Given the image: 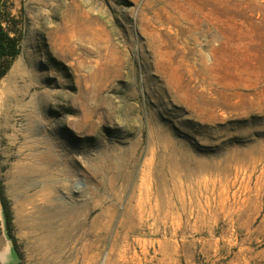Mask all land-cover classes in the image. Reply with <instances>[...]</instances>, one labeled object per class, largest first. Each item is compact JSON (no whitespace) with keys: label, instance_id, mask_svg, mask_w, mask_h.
I'll return each mask as SVG.
<instances>
[{"label":"rangeland","instance_id":"rangeland-1","mask_svg":"<svg viewBox=\"0 0 264 264\" xmlns=\"http://www.w3.org/2000/svg\"><path fill=\"white\" fill-rule=\"evenodd\" d=\"M11 12L0 189L16 264H264V0H12ZM32 158L54 159L56 200L80 208L59 250L40 251L17 217V197L38 189L13 186Z\"/></svg>","mask_w":264,"mask_h":264},{"label":"bare ground","instance_id":"bare-ground-1","mask_svg":"<svg viewBox=\"0 0 264 264\" xmlns=\"http://www.w3.org/2000/svg\"><path fill=\"white\" fill-rule=\"evenodd\" d=\"M33 160L16 170L13 186L36 185L38 189L24 196L17 197V217L20 221H30V228L36 232V245L40 251L59 250L63 238L72 237V228L78 229L79 207L59 203L57 191L49 177V166L53 158H32ZM57 188V187H56ZM21 194V193H19ZM64 202V201H63ZM30 204L29 216H25V204ZM82 211V210H81Z\"/></svg>","mask_w":264,"mask_h":264},{"label":"trees","instance_id":"trees-1","mask_svg":"<svg viewBox=\"0 0 264 264\" xmlns=\"http://www.w3.org/2000/svg\"><path fill=\"white\" fill-rule=\"evenodd\" d=\"M12 0H0V78L9 69L13 59L19 51L20 21L11 12ZM0 204L5 222L6 234L12 240L10 234V213L6 204V199L0 189ZM17 256V248L12 241Z\"/></svg>","mask_w":264,"mask_h":264},{"label":"crops","instance_id":"crops-1","mask_svg":"<svg viewBox=\"0 0 264 264\" xmlns=\"http://www.w3.org/2000/svg\"><path fill=\"white\" fill-rule=\"evenodd\" d=\"M17 260L18 256L15 248L5 232L0 209V264H16Z\"/></svg>","mask_w":264,"mask_h":264}]
</instances>
